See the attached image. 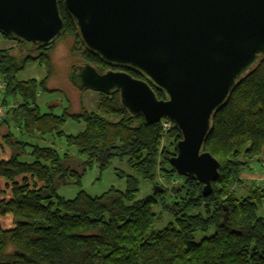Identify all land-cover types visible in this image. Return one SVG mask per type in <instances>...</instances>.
I'll return each mask as SVG.
<instances>
[{"label":"trees","instance_id":"trees-1","mask_svg":"<svg viewBox=\"0 0 264 264\" xmlns=\"http://www.w3.org/2000/svg\"><path fill=\"white\" fill-rule=\"evenodd\" d=\"M58 7L64 28L54 44L36 49L13 41L17 50H0L5 85L0 107L7 108L0 129L7 128L3 138L13 150L8 161L0 160V179L10 190L0 189V217L10 215L13 223L10 230L0 225V264H264V212L259 215L264 210V181L249 186L245 196L235 192L250 164L264 160V59L212 119L203 151L218 161L219 177L212 193L204 196L202 183L177 175L169 163L181 139L176 127L172 124L165 130L161 121L146 124L121 105L118 93H99V112L41 113L39 93L56 92L47 88L50 54L63 37L74 40L73 56L102 73L110 69L86 50L64 0H58ZM29 63L43 66L46 77L18 81L17 75ZM121 70L144 79L137 71ZM153 89L165 99L164 93ZM67 119L83 123L84 130L66 135L62 129ZM11 127L19 131L17 136ZM49 136L65 142L64 154L38 144ZM70 150L84 158L82 172L67 164L73 158ZM118 157L129 168L128 173L115 171L125 181L124 190L111 187L96 197L79 191L73 199L58 194L62 184L81 187L93 163L104 170ZM140 179L152 184L154 195L136 199ZM168 193L173 199L169 205L162 199ZM158 199L173 217L160 230L154 229ZM198 234L203 237L195 241Z\"/></svg>","mask_w":264,"mask_h":264},{"label":"water","instance_id":"water-1","mask_svg":"<svg viewBox=\"0 0 264 264\" xmlns=\"http://www.w3.org/2000/svg\"><path fill=\"white\" fill-rule=\"evenodd\" d=\"M64 8L86 50L110 68L84 63L73 68L72 84L118 93L146 124L171 122L181 139L170 165L209 196L219 163L203 148L214 115L264 59V0H64ZM63 28L58 0H0V34L11 41L39 49Z\"/></svg>","mask_w":264,"mask_h":264},{"label":"rangeland","instance_id":"rangeland-1","mask_svg":"<svg viewBox=\"0 0 264 264\" xmlns=\"http://www.w3.org/2000/svg\"><path fill=\"white\" fill-rule=\"evenodd\" d=\"M74 40L71 37H63L54 46L50 57L52 61V74L47 81V88L51 92H40L38 97V106L41 113L53 112L56 115H61L65 109H68L71 114H77L82 110L88 112H99L98 102L101 98L99 93L90 90H78L71 82L70 75L73 67L81 66L84 64L79 57L73 56L71 47ZM15 42L2 39L0 36V50L13 49L17 50ZM18 55V52H15ZM47 75L43 66L36 63H29L23 71L17 75L18 81H28L30 79L41 80ZM114 120V118H109ZM84 127L83 123H77L71 119H67L63 131L66 134H78ZM5 129H2L4 133ZM42 146L54 147L59 153L64 154L67 150L65 142L56 137H47L39 142ZM69 154L72 155V161L67 163L77 168L82 172L81 167L84 158L79 156L75 150H70ZM116 170L129 172L127 161L121 158H114L104 170H101L97 163H93L91 168H88L82 177V186L76 187L73 185L62 184L58 188V194L65 199H73L79 191H84L92 197L100 196L108 191L111 187L119 190L125 189V181L120 180L115 174ZM161 185L166 186L164 180H158ZM172 184V183H171ZM174 185V184H172ZM171 186V185H170ZM140 191L136 197L137 200H143L149 196L154 195V188L149 181L140 179ZM237 188V186H235ZM241 189L238 187L235 192L238 196H242ZM165 202L168 205L173 201L168 194H162ZM159 204L153 207V211L159 215V219L155 222L154 229H163L167 224L173 221L171 213L165 212L166 207L163 208L162 201L158 199ZM264 210L259 211V215H263ZM203 237L198 234L195 241H199Z\"/></svg>","mask_w":264,"mask_h":264},{"label":"crops","instance_id":"crops-1","mask_svg":"<svg viewBox=\"0 0 264 264\" xmlns=\"http://www.w3.org/2000/svg\"><path fill=\"white\" fill-rule=\"evenodd\" d=\"M2 129H0V160L8 161L12 157L13 150L11 149L10 144L8 142H6L5 138H3V135H6L8 132L7 128L4 127V129H5L4 133H2ZM83 130H84V127L80 132H82ZM10 131L13 132L16 136L19 133V131L15 127L14 128L11 127ZM62 131H63V129H62ZM66 135H73V134H66ZM23 140L26 142L30 141L26 137H24ZM39 142H38V144H39ZM25 160H28V159H25ZM241 180H242L243 184L238 185L237 188L240 187V189H241L240 193L242 194V196H245L248 192L249 186L259 184L262 181H264V160L260 163L250 164L249 169L242 173ZM6 185H7V182L3 179H0V189L6 190V193H9L10 190L5 189ZM237 188H235V190ZM0 225L4 230L12 229L13 223H12L11 216L8 215L5 217H0Z\"/></svg>","mask_w":264,"mask_h":264},{"label":"built area","instance_id":"built-area-1","mask_svg":"<svg viewBox=\"0 0 264 264\" xmlns=\"http://www.w3.org/2000/svg\"><path fill=\"white\" fill-rule=\"evenodd\" d=\"M4 90H5V85L3 83V79L0 77V99H2L3 96H4ZM6 110H7V108L0 107V121L5 116ZM161 122L163 123V127H164L165 130H168L170 128V126L172 125L171 122L166 121V120H162ZM173 183L174 184H178V181L175 180Z\"/></svg>","mask_w":264,"mask_h":264},{"label":"flooded vegetation","instance_id":"flooded-vegetation-1","mask_svg":"<svg viewBox=\"0 0 264 264\" xmlns=\"http://www.w3.org/2000/svg\"><path fill=\"white\" fill-rule=\"evenodd\" d=\"M73 68H75V67H73ZM73 71H74V69H73ZM73 71H72V73H73ZM75 72H77V71H75ZM72 73H71V74H72Z\"/></svg>","mask_w":264,"mask_h":264}]
</instances>
